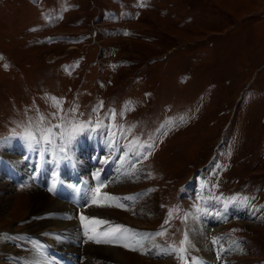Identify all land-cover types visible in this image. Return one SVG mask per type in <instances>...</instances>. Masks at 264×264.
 <instances>
[{"label": "rangeland", "instance_id": "1", "mask_svg": "<svg viewBox=\"0 0 264 264\" xmlns=\"http://www.w3.org/2000/svg\"><path fill=\"white\" fill-rule=\"evenodd\" d=\"M74 125L85 131L70 146L77 167L71 163L85 178L98 173L102 145L118 148L113 165L128 154L140 170L116 181L100 170L106 200L119 199L101 204L110 217L97 218L135 233L116 242L125 259L115 264H264V0H0V178L9 179L11 196L0 238L12 236L18 252L29 250L18 240L32 220L39 169L52 173L64 161L61 136ZM49 131L54 143L40 151L23 138ZM93 135L102 148L92 157L82 140ZM143 144L154 145L146 159ZM12 150L18 160H38L20 171ZM35 187L53 195L49 179ZM232 207L242 213L204 229L205 257L189 243L193 221ZM21 257L0 248V264H27Z\"/></svg>", "mask_w": 264, "mask_h": 264}, {"label": "bare ground", "instance_id": "2", "mask_svg": "<svg viewBox=\"0 0 264 264\" xmlns=\"http://www.w3.org/2000/svg\"><path fill=\"white\" fill-rule=\"evenodd\" d=\"M82 142L84 146L86 147L85 152H88V149L91 152L93 148L95 149V151H93L91 154L92 157L93 155H95L97 151V148H98L97 146L101 147L95 135H93L92 140H90V137H89V138L83 139ZM82 142L80 143L81 145H82ZM78 143L75 144V146L79 147ZM102 147L105 150V152L104 153L102 152L103 155H101L100 158L98 157V159L96 160L97 165H98L96 172L98 173L95 174L92 171V173L90 174V177L86 175L87 178H85V176L82 173H80L79 171H75L74 166L71 163V161L74 160V163L76 165L75 167H77L75 158H72V159L65 158L64 161H62L61 159L57 160V162L53 163V165L56 167H53V166L51 167L54 169L52 173H50L49 171H46L45 167H41L39 169L38 176L36 177V181L38 184H35V185H38L39 187L43 188L44 185H46V180L49 179L51 181V184H53V187L51 189L53 192V195L51 196L54 198L46 194L43 190H40V188L35 187V185L32 187V194H31L32 209H31V215L29 216V219H32V220L26 225L25 232L22 233L24 234L23 235L24 237H22L24 238V240L21 239L19 241L18 239H16L18 240L19 244L23 245L24 247H25V244H27V246H29L27 247L29 248V250H25L24 252L22 251V253L19 251L20 252L19 253L18 250L14 249L15 248L14 245L9 244V241H11L10 238H12V236L10 237L8 235H5L0 238V248L2 249V251L4 252V255L7 258L9 256H12V258L22 256L21 259H23V261L27 264L28 263L34 264V262L31 263V261L33 260L37 261V263L35 264H115L113 260L124 262L123 261L125 259L123 255L124 252L119 253L118 247L115 244H117L116 242H120V243L125 242L127 238L128 239L132 238L130 237L131 233L125 232L119 239H111V235L104 236L103 233L109 231L110 229L114 228V226H116L114 224V222H116L115 219L111 221L107 220V223H105L101 227L100 225H97L96 223H94L95 220L91 221L88 219L92 217L97 218L98 214L102 212L103 213L100 214L99 217L102 218L103 216L105 219H106V216L110 217L108 215V210L104 208L107 206L103 205V207H101V204H104V203L108 204L109 202L108 200L110 199L112 200V198H115L112 195H108L110 196V199L106 200L108 198L107 194H104L101 189L97 191V189L99 188V185L103 184L104 183L103 181H105V179L102 180L101 175H99L101 172L100 170H103L101 174H103L104 176H106L105 174L108 173L111 177H113V181H116L125 175L134 174V176H137V175L139 176L140 170L139 168L136 167V165L131 166L129 164V161H131L130 160L131 157H129L128 154H124V156L121 157L118 163H115V165H113V163H111L113 158L111 157L113 155L116 156L115 153L118 152L117 151L118 148L115 149V153H114L111 147L106 148V145H102ZM15 150L10 151V154H9L10 157L16 162V165L18 166L15 169H18L20 171L24 169L25 171L27 170L25 165L27 164H29V166L33 165V161L38 160L36 158L33 159L30 154L28 158L26 159L27 162L18 160L17 159L18 154L17 155L15 154L16 153ZM60 153L61 152H59V156H60ZM74 153L78 156L79 152L76 150L74 151ZM69 156L72 157L71 152H69ZM215 161L216 160L214 158L210 160V162L205 166V168L200 173L201 174L205 173L204 171L211 168V166L214 165ZM63 163H65V165L71 164V168L64 169ZM82 163L84 164V165L82 164V166H85V162H82ZM106 163H108V165L105 168ZM9 169L11 171V166L9 167ZM15 169L13 170L14 173H15ZM10 171H9V174H10ZM54 173H55L54 177L62 176V179L64 181L61 183V185H62V188H66V190H61V189L56 190V182H54L53 180ZM64 174H69V176L64 175ZM39 177L42 178V182L40 179H38ZM76 181H78V183L79 181H84L83 188H82L83 189L82 195L79 200H78V197L75 195L76 186H73L74 182ZM197 181L198 179L191 180L188 186H191L192 184H196ZM8 182H9L8 178H0V213L7 210V205L9 204V201L11 198V196L4 194L7 190H9L7 187ZM95 194L96 196H94ZM102 195L104 196V199L100 202L99 199L101 198ZM68 199H72L73 200L72 203H74V205H70L67 202L69 201ZM120 202L118 203L120 204ZM88 204H92V205H88ZM81 209H85L84 211V213L86 212L85 217ZM57 212L59 215L57 214ZM63 212L67 214L69 212H72V213L75 212L74 214L75 219H72L71 221H67V216L63 214ZM78 212H80V216L77 215ZM241 213L242 211L240 209L236 207H232L222 212L221 214H218V216H215V217L205 216L203 217L202 220L196 219L195 221H193V224L191 226L192 228L189 231V238H188L189 243L193 247H195L198 250V252L202 253V255H204L205 257L209 256L211 251H210L209 246L205 244L204 232L206 230L204 229H206L209 223L214 222L216 218H225L228 215L230 216V214H234V216H238ZM70 216L71 215H69V218ZM102 221H105V220H102ZM76 223L77 225L75 226ZM127 229H130V228L128 227ZM69 231H72L74 234L72 233V236H70L71 233L69 234ZM54 232H58L59 234H65L69 238H73L74 242L79 243L78 245L75 244V246L78 248H74L70 246V244H68L67 242L62 241L60 238L56 237L55 234L53 235ZM7 234H10V232H7ZM90 236H94L95 239H87ZM97 239H99L101 242L105 240H110L111 242H107V244L103 243L101 245H95V244L101 243V242H96ZM91 242L94 244H92ZM153 247H156V246H153ZM42 251L45 252L44 257L41 254ZM198 260L201 262V264L203 263L202 259L198 258ZM162 262L163 264L167 263L166 261H162ZM192 264H196V263L193 262Z\"/></svg>", "mask_w": 264, "mask_h": 264}, {"label": "snow or ice", "instance_id": "3", "mask_svg": "<svg viewBox=\"0 0 264 264\" xmlns=\"http://www.w3.org/2000/svg\"><path fill=\"white\" fill-rule=\"evenodd\" d=\"M54 102V104L57 106V107H61V104H60V101L58 100V98H51ZM101 106H102V102H101ZM74 110V109H73ZM53 115H56L55 113ZM112 118L114 119L115 118V114L113 112V115H112ZM55 128H59L60 125H56L54 126ZM85 131V127L84 125H74L73 128H72V131L70 133L67 134V136H61V139L64 140V143L66 145L69 146V149H65L63 146H61V151H64L65 152V157L64 158H70L69 157V152H70V146L73 142V140L76 138V136ZM54 133L49 131L47 135H44L41 137V139H37L31 132H26L24 134V137L30 144V146L32 147H36L37 150H39V146L42 144V143H46L49 148L53 145L54 141L52 139ZM113 137H115L116 133L113 132ZM154 147V145H150V144H143L141 145V148L144 150L143 152V156L144 158L146 159L148 155H150L151 153V149ZM97 191H99V188L97 189ZM113 199H119V198H113ZM233 200H236L237 198L236 197H233L232 198ZM247 199V198H245ZM197 212H202L204 211V209L200 208L199 206H197ZM187 218V216L185 217V219ZM94 223L96 224H104V223H107V221H94ZM167 223V221H166ZM125 232H129V233H134V230H131V229H125L123 226L121 225H117L115 226L114 228L110 229L109 231L103 233L104 236H109L111 235V239H119L123 233ZM119 234V235H118ZM164 233H156L155 235H163ZM145 235H150V234H145ZM90 239H95L94 236H90L89 237ZM96 242H101L99 239H97ZM104 242H111L110 240H105ZM214 243L217 242L215 239L213 241ZM182 243H188V240H187V234H185V240L182 242ZM124 246L126 247H131L132 245L131 244H125ZM133 250H136L135 247H133ZM185 249L181 248L180 251H184Z\"/></svg>", "mask_w": 264, "mask_h": 264}]
</instances>
